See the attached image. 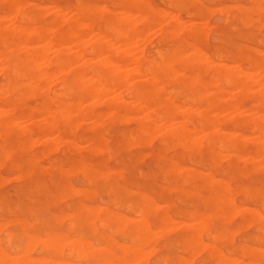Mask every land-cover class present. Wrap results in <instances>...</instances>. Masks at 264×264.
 I'll list each match as a JSON object with an SVG mask.
<instances>
[{"label": "bare ground", "instance_id": "obj_1", "mask_svg": "<svg viewBox=\"0 0 264 264\" xmlns=\"http://www.w3.org/2000/svg\"><path fill=\"white\" fill-rule=\"evenodd\" d=\"M44 2L45 1H43V3ZM108 2L113 3L114 4L113 6L117 7L118 9L117 8L107 9L101 4H99L98 0H75L74 3H68V4L60 3L61 5H55V6L33 5V4H29L25 0H0V4H1L0 6V75L3 78V82L0 83V129L4 130L3 131L4 137L1 138L3 139V144H9L10 146L9 139H8L9 133L15 134L16 138L25 137L29 141H31L30 134L31 133L33 134L32 132L33 129H36V133H38L37 134L38 136L43 137L44 135L48 136L49 134H52V135L56 134L54 138H56L59 141H63L65 144L68 145V146L66 145L65 146L71 149L73 152H79L81 146L79 147L77 145L75 138H77V130H79L78 128L82 125V121L86 120V122L87 121L88 122L85 127L92 131L91 137L87 139L88 140L87 142H90L91 144H93V145L90 144L91 151L93 152V154H100L103 151H105V154H106L107 152L106 150H108V148L106 149V146L102 143L104 139H101L100 134L97 131L103 126V124L107 120L110 121V120H115V119H119V120H123V119L129 120L130 119L133 122L134 127L132 130L127 132L124 138L125 140H131V139H132L131 141L135 140L137 143H139L138 145L137 143H135L138 147L140 146L141 142L143 143L144 141H146V143L145 142L144 143L147 144L148 141L146 139H148V137H151V135H156L155 134L156 132H159L160 129L161 130L164 129V132L163 133L161 132L162 134L160 133V135H158L159 137L161 136L162 139L159 138L158 140L162 141L163 147L171 148L174 150V152L169 158H163V156H161L160 154H157L160 160L163 159L162 171L164 175L167 174L173 179H176V180L179 179L184 183H189L192 185L193 188L199 186V184H196V181H199L201 185L209 187L211 189L212 193L209 198L207 196V199L209 200L210 204L214 208L219 209V210L221 208H224L226 210L235 209L236 205H235L234 197H233L234 194L239 193V195L241 194L240 195L241 197L246 199V197L253 194L252 189L250 190L249 188H246V186L242 187L236 184L230 186L228 185L229 182L228 183L225 182L226 179L222 180L221 178V180H215L213 179V175L215 174L214 172L216 171V168L218 167L219 162L223 161L221 159L224 157L228 164L233 165L234 171L237 174L246 176L248 175L250 171L254 169H255L254 173H256L257 172L256 167H259L260 165H261V168L264 169V55L249 56L245 54H239L235 58L229 59V61L216 63L213 60H211L208 56H206L207 54L205 55V53H202L203 51L201 52V50H199L198 47H196L195 43L192 42L196 40V38L198 37L197 29L198 27H201V26L193 25V28L192 26H190L191 29H188L186 31V35L192 40L191 41L192 43L184 42L179 37V32L181 31V25H180L181 23H179L176 18L170 19L169 17V20L168 18H166V20H163L165 18L163 16H162L163 19L160 16H159L160 18L156 17L155 16L156 12H154L155 8L153 10L150 7V5H153V4H150L148 6L147 4H145V2L143 3L141 0H110ZM172 3L173 4L175 3L177 5L178 2L177 3L172 2ZM165 5L166 4H164V6ZM187 5L189 6V4ZM224 5L227 8L230 7L227 4H224ZM233 6H235V4H233ZM233 6H232V9H233ZM252 6L253 8L251 7L252 8L251 12L255 15L256 17L255 19H257L258 16L261 17L260 15L264 13V6L263 5L260 6L258 3ZM218 7L220 8V6ZM206 8L207 7L205 6V9ZM235 8L237 9V7ZM242 8L244 9L246 8V6ZM242 8L241 7L238 8L237 17L238 19L246 23V25L244 26H248L249 23L252 21V19L254 20V18L251 19V15L246 13ZM247 8H248V11H250L249 6H247ZM226 9L224 10V8L223 9L220 8L219 10H224V12H226L227 11ZM163 11L165 10L163 9ZM205 11L207 12V9ZM215 12L217 13V9H215ZM196 13L197 15L200 16L201 10L198 8L196 10ZM207 13L210 14L209 12ZM189 14H192V13H189ZM227 15H228V11H227ZM227 15L225 14V16ZM137 19L147 20L149 25L151 24L152 27H154V25L159 26V29H160L159 31L161 32V36L163 38L168 36L169 38L172 39L173 47L171 48V50L169 51L167 48L168 52L166 53L158 52L157 60H153L150 58L148 59L144 57V55L147 53L140 54L138 56L135 54L133 55L132 51L130 52V49H126L124 51H118V52L115 51L111 43L109 42L110 39H113V42H114V39H117L120 43L127 44L130 46L132 44L137 45L135 43H139L140 38L142 41L143 38L141 36L143 35H141V30L139 27L140 25H138L139 23ZM198 21L196 20L195 22L198 24L200 22H202V24L205 22V25L207 23L206 18L203 21L202 20L200 22ZM255 21L257 22V20ZM153 23L155 24L152 25ZM261 24H262V20H261ZM206 27L204 29H206ZM258 27H259V24H258ZM262 27L264 28V25ZM231 28H234V27H231ZM186 29L187 28L184 27V29L182 28V31L185 32ZM208 31H210V28L207 30V32ZM200 33L202 34L203 30ZM85 36H88L89 38L90 36H92L91 38L93 40L91 39V41H89L90 39H88L86 41L84 40L86 39L84 38ZM203 36H205V34ZM150 41L151 40L149 39V43ZM258 41L259 40H257V42ZM28 44L30 45L28 46ZM31 44H36V45H31ZM156 44H159V43L156 42ZM150 48L151 47H149V49ZM73 49H76L75 52ZM50 51H51V55H50ZM261 53L262 52H259V54ZM48 54L51 57H49ZM213 56L215 58V55ZM252 73L255 74V77L252 76ZM254 86L259 87V89L256 88L258 92L255 90L257 93L255 91H254L255 93H253L251 90ZM27 98H29V100L30 98L31 100L32 99L35 100V98H39L41 101L40 107L36 108L34 106H27L26 104H24L26 103L27 100L25 99ZM247 99H249L250 101L245 102V100ZM34 102L38 103V101L36 100ZM37 111L39 112V114L42 113V115L44 116L43 117L44 119L42 118L43 120L42 119L38 120L39 118L38 119L36 118ZM22 116L28 118L30 123L27 122V125L21 124L19 120L21 119ZM172 121L173 123L175 122V125L171 124ZM86 122H83V123H86ZM115 126H118V125H115ZM107 127H108V124L106 128ZM243 130H247V132L245 133ZM51 138L52 139H48L45 142L51 143L56 140V139L53 140L54 139L53 137ZM79 139H78V142H79ZM151 139H148L149 142L151 141ZM36 141L32 140L31 142H36ZM39 141L40 139L38 140V142ZM87 142L85 144H87ZM21 143L23 144L24 141ZM25 143L30 144V142H27V141ZM41 145H44V144H41ZM129 145L130 144H128V141H127V145L126 146L124 145L123 147L127 148V146ZM54 147H51V148H54ZM66 147H64L63 150L61 148L60 150L61 153L65 152L64 150L67 149ZM29 148L31 149V146H29ZM29 148L28 150H30ZM51 148H49L50 152H51L50 150ZM83 148H86V147L84 146ZM16 149H19V148H16ZM90 149L88 147L87 150H90ZM202 150H204L206 154V162H207V166H208V170L210 171V174H205L199 170H195L196 168L190 169L191 167L190 168H188V166L185 167L182 163V159L184 157H186L190 161L189 163L198 161L199 160L198 157L200 156V152ZM72 151L70 153H72ZM108 151H110V149ZM12 152L13 151H11L10 153L12 154ZM35 152H38V150ZM32 153L34 154V152H31V154ZM4 155H6V153ZM34 155L38 158L42 154L40 155L34 154ZM10 156L11 157L9 158L12 160L13 158L12 156L14 155H10ZM79 157H81V155ZM4 158L9 159V158H6V156H4ZM42 158H45V157L43 156ZM55 158L56 157H54V159ZM15 159H13V161ZM46 159L48 158L46 157ZM33 160L35 161V159ZM155 160H158V159H155ZM257 160H259V163L257 162ZM0 161H1V158H0ZM27 161H28V158H27ZM79 161H80L79 167L82 169V172L86 180L90 182H94L98 177L106 178L105 176H103L104 174L97 168L98 167L97 164L89 163L86 161V159L79 160ZM3 162L4 163H1L0 165L6 164L5 161ZM47 162H50V161L48 160ZM236 162H239V164L238 165L235 164ZM16 164H19V163L16 162ZM196 164L198 165V163ZM155 165H158V164H155ZM225 165H226V162H225ZM21 166L20 168H22ZM38 166H37V169H38ZM40 166H43V165H40ZM48 166H50V164ZM10 167L12 168L13 166H10ZM14 169H16V166ZM28 169H30L29 166H28ZM69 169L70 168H68V170L65 169L68 171L66 172L67 174L68 173L75 174V171L78 168L77 169L73 168L74 172L69 171ZM44 170H46V168ZM47 170H48V167H47ZM78 171L79 170H77L76 173ZM64 172L63 174H65ZM116 172H119V170H117ZM30 173L31 171L28 172L29 176H30ZM49 173L50 172H48V174ZM104 173L106 174V172ZM110 173H113L112 170L110 171ZM252 173L253 171L250 174ZM107 174H109V172ZM221 174H222V171H221ZM23 175H27V174H23ZM73 175H72V179L74 178ZM118 175H121V174L117 173V176ZM118 177H119L118 180H120V176ZM12 179L15 180V177L14 178L12 177ZM5 180L7 181L9 179L5 178ZM32 180H36V177L35 179H32ZM228 180H229V177H228ZM248 180L246 179V181ZM9 181H7L6 183H8ZM21 181H24V180L21 179ZM164 181H166V179ZM6 183L4 182V184ZM259 183L260 184L263 183L262 180ZM257 184H258V181H257ZM56 187H58V185ZM105 187H106V192L107 191L111 192L113 189V186L111 183H107ZM176 187L177 186H175V188ZM168 188L173 189V187H170V186ZM74 189L72 188L73 191L77 190V189L76 190ZM80 189L82 190V188ZM170 189L168 191H170ZM67 190L68 189H66V191ZM81 190L79 191V193L81 192ZM178 190L180 191V188L177 189V191ZM181 190L182 191L180 193L186 196L196 194L195 190L193 189L188 191V190H183V187H182ZM131 191L132 193H136V191L135 192H133V190ZM69 193L71 194V192ZM85 195L84 197L86 198ZM261 195L263 194L261 193ZM174 196H176V194ZM198 196H199V193H198ZM178 198H181V197L178 196ZM176 199L177 198H175V200ZM186 199H188V197ZM253 199L251 198V200ZM189 200H191L190 197L188 201ZM262 200L263 201L261 202V205L264 207V199ZM65 202L66 201H64V203ZM114 202L111 201V203H114ZM253 202H255V200ZM207 203L208 201H206L205 205H207ZM118 204L119 203L117 201V205ZM64 205L66 206L67 202ZM126 205L131 206V204H128V203ZM126 205H125V208H127ZM134 206H135V213L138 217V218L137 217H134V218H137V219H134L133 217H131L130 219L129 218L130 216H128V218H125L127 216L125 215H124L125 217L123 215L119 216L115 214L118 212H115V211L111 212L112 210L104 209L102 218L99 219V222H98V224L100 223L99 226L101 225H102L101 227L105 226L107 227L108 230L113 227L116 231L121 232V235H124L125 237H127L129 241V245L125 244L126 246H121V248H119L120 254L116 255L110 250V248L112 247V245L117 246L118 241L114 243L113 241L115 240H112L109 234L103 235L101 233H98L99 236L103 235L105 237V240L107 242L106 246L109 247L107 258L103 264H127L128 262L132 260H134V263H130V264H146L145 262L147 258V253L144 251V247H146L147 245H152L154 240H156L154 239V236L157 233V230L153 231L154 227L158 229L160 232H163L164 230L161 231L162 229H164L165 227L167 228L168 226L172 225L174 222L171 220L166 209L158 211L159 207L150 199V197H148L144 193H139L137 195L136 201L134 202ZM167 206L168 205H166L165 207ZM94 207L95 205H93V207H89V205L88 207L79 205L77 207L76 212L77 213L83 212L85 214V218L76 219L77 217L75 215L73 217L74 219H72V221L71 222L69 221V222L73 224L81 223L84 225L92 226L95 220L94 216L97 214L96 212L97 207L95 208ZM114 207H117V206L114 205ZM162 207H164V205ZM201 208H204V207H201ZM99 210L101 211V206ZM126 210L127 209H125V211ZM222 211L223 210L221 209V212ZM7 212H10L9 209ZM244 213L246 214V212ZM71 214L73 216V213ZM63 215H66V214H63ZM63 215H61L60 217H62ZM154 215L157 216V217L155 216L157 219L156 226H154L151 222V217H153ZM174 215L175 214L173 213L172 216ZM254 215H255L254 221L256 218L257 220H259V221L257 220L256 221L260 222V224L264 223V218L261 214H259L258 212H255ZM188 216L191 222L189 221V223H186L185 221H183V223L184 222L185 223L182 224V226H185L186 228V234H184V237L182 238L181 243H180L182 244V247L184 249L183 251L185 252L184 254L188 253L189 254V255L187 254L188 256L190 255L193 256V254L195 253L197 249L199 250L205 249L207 251L206 253H208L212 258H214L217 264H233L234 262L231 263V261H228L227 258H226L227 261L225 260L226 256L224 257L223 254L221 253L222 251L220 252V250H218L217 248H214V246H212L213 243L203 244L201 241L202 235L206 236L207 240H210L213 242L216 240L219 241L223 237V235L220 233L221 231L218 230L219 232H213L208 228L207 223L209 222H207V219H209V217L211 216L207 218V215L202 212H199V213L191 212L188 214ZM221 217L223 218V216ZM221 217H218V218H220V220H223L221 219ZM225 217H226V214H225ZM63 219H64V216H63ZM212 220L210 221L212 222ZM13 221H12V224L14 223ZM19 221L20 220H18V222ZM216 221L219 222V220H216ZM15 223H16V220H15ZM73 224L68 226V228L73 226ZM152 226H153V230L151 229ZM21 227L24 228V225ZM262 229H264V227ZM109 232H112V231L109 230ZM175 232L177 231L175 230ZM92 233H94L93 228H92ZM233 233L235 235L237 234L235 232ZM258 233L260 232L258 231ZM241 234H244V233H241ZM75 235H77V233ZM245 235L246 234H244V236ZM8 236H10L9 233H8ZM8 236L6 235V238ZM36 238L38 239V235L36 236ZM158 238L159 237H157V239ZM230 238L228 240H231ZM51 239L52 238L46 241L50 242ZM68 239L70 241L71 238H68ZM224 239L227 241L226 238ZM249 239L251 238H248V240ZM5 240L2 243H4ZM55 240L56 239H54L53 241L55 242ZM63 240L65 241V239ZM77 240L79 241L80 238L75 239V241ZM84 240H82L81 238V241L86 242V240L85 241ZM260 240L262 241V239ZM7 241L8 243L5 245H8L10 242V240H7ZM46 241L44 240L40 242L44 243ZM57 241L59 243V238ZM257 241H258V237H257ZM94 242H97V241L94 240ZM252 242L254 241L252 240ZM43 243L41 244L42 247L43 245H46ZM63 243L61 244V247L64 246V244L67 245V242L64 244ZM176 243L177 242H175V245ZM219 243H223V241L222 242L220 241ZM258 243H255V244H258ZM28 244L30 245L29 242L27 243V245ZM85 244L87 245V243ZM240 244L238 247H240ZM56 245H53V246L56 247ZM120 245L122 244H119V247ZM73 247H76V246L73 245ZM73 247L71 248V251H73ZM89 247L90 248H88L87 246V250L92 249V246H89ZM97 247H99L98 248V251H99L101 246H97ZM25 248H28V247H25ZM82 248L79 249L81 250V253H83L82 250L84 249ZM61 249H63V247ZM61 249L59 253H62ZM66 249H68V247ZM243 249L246 250L247 248L244 247L243 245ZM261 249H262V245H261ZM55 250L57 252L58 248H56ZM0 251L4 253L2 249ZM253 251L254 250H252V252ZM255 251H259V250H255ZM87 252L85 254H88ZM65 253H70V251L65 252ZM229 253H230V250H229ZM23 254H25V252ZM23 254L21 255L23 259L18 254L20 259L28 260L29 259L28 257L24 259V257L27 255L24 256ZM252 254H251L252 256H255L254 252ZM4 255H6L7 257L9 256V254L8 255L4 254ZM4 255L3 254L1 255L2 258ZM67 255H71V254H67ZM257 255H259V253ZM77 256L80 257V254H77L76 257ZM76 257H74V259ZM95 257L98 258V256H95ZM200 257L198 259V263H200L199 262V260L201 259ZM16 258L18 259V257ZM97 258H94V259H97ZM236 259L237 258H234L233 260L232 258V260L235 262H236ZM16 260H15V264L18 262V261L16 262ZM33 260L34 259H30L28 261H31L32 262L31 264H36L37 262L39 263L41 262L39 261V259L38 260L35 259L36 263ZM50 261H51V258H50ZM59 261H57V264ZM160 261L161 263H165V259H161ZM42 262H44V260ZM45 263H47V261ZM249 263L251 264L250 261ZM47 264H49V261ZM53 264H56L55 261ZM94 264H98V263H94ZM173 264H192V263L190 261V258H184V257L179 256L173 260Z\"/></svg>", "mask_w": 264, "mask_h": 264}, {"label": "rangeland", "instance_id": "obj_2", "mask_svg": "<svg viewBox=\"0 0 264 264\" xmlns=\"http://www.w3.org/2000/svg\"><path fill=\"white\" fill-rule=\"evenodd\" d=\"M25 1L28 2L29 4L39 5V6H55V5L68 4V3H74L75 2V0H49V1L48 0H34L36 2H34L33 0H25ZM43 1H45V2L43 3ZM108 1H110V0H98V3L107 9L117 8V7L113 6L114 5L113 3L108 2ZM141 1L143 3L145 2V4H147L148 6L150 4H153V5H150V7L153 10L155 8L156 11L154 10V12H156L155 13L156 17L160 16L162 19H163V17H165L163 20H166V18H168V20H169V17H170V19L176 18L177 21L179 23H181L180 24L181 25V31H182V28L183 29H184V27L187 28L185 30V32L184 31L179 32V37L184 42H191L192 41L186 35V31L188 29H191L190 26H192V28H193V25L201 26V27H198V29H197L198 30V37L196 38V40H194L192 42L195 43L196 47H198V49L201 50V52L203 51L202 53H205V55L207 54L206 56H208L211 60H213L216 63L229 61V59L235 58L239 54H245V55H249V56H256V55L262 56V55H264V28L262 27L264 25V13H262L260 15L261 17L258 16V18L255 19L256 18L255 15L251 12L252 11L251 9L253 8L252 5L258 3L260 6H262V5L264 6V4H263L264 0H259V1H257V0H250V1H248V0H234V1L233 0H198L199 2L197 0H193V1L192 0H189V1H187V0H171V2H170V0L169 1L167 0L168 2L166 0H147V1L141 0ZM149 1H151V2H149ZM172 2H176V3L178 2V3H177V5L174 3L175 4L174 5ZM108 4H109V6H108ZM164 4H166V5L164 6ZM187 4H189V6ZM203 4L207 7L206 8L207 12H209L210 14H208L205 11L206 9H205V6ZM224 4H227L230 7L227 8ZM233 4H235V6H233ZM231 5L233 6V9H232ZM0 6H1V4H0ZM218 6H220V8H222V9L224 8V10L227 8L226 10L228 11V15H227V11L224 12V10H219L220 8ZM245 6H246V8L243 9L242 7H245ZM247 6H249L250 11H248ZM213 7H215V8H213ZM235 7H237V9ZM239 7H241L246 13L251 15V19L254 18V20L252 19V21L249 23V25L247 24L248 26H244V25H246V23L241 21L237 17ZM198 8L201 10L200 16L197 15V13H196V10ZM163 9L165 11H163ZM194 9H195V11H194ZM211 9H212V11H211ZM215 9H217V13L215 12ZM157 11H158V13H157ZM188 11H189V13H192V14H189ZM218 12L221 14H219ZM162 13L163 14L165 13V14L163 15ZM225 14L227 16H225ZM205 18L207 19V23H206L207 27L205 25V22L203 24H202V22H200L201 20L202 21L205 20ZM259 18H261V19H259ZM224 19L225 20L227 19V20L225 21ZM196 20L197 21L199 20L198 22H200V23L199 24L196 23L195 22ZM255 20H257V22ZM261 20H262L263 25L261 24ZM137 21L139 23L138 25H140L139 27L141 30V35H143V36H141L143 38L142 41L140 38L139 43H135L137 45L132 44L130 46L127 44L120 43L117 39H114V42H113V39H110L109 42L111 43V45L115 51L118 52V51H124L126 49H130V52L132 51L133 55L135 54L138 56L140 54L147 53L144 55V57H146L148 59L150 58L153 60H157L158 59V52L159 53H166V52H168V50L169 51L171 50V48L173 47V41L168 36H167L168 38L167 37L163 38L161 36V32L159 31L160 30L159 26H157V25L155 26L154 25L155 23H153L152 25H154V27H152L151 24L149 25L147 20H144V19H137ZM191 22L192 23L195 22V23L192 24ZM241 22L243 25L241 24ZM258 24H259L260 28L258 27ZM211 25H212V27H211ZM252 25H253V27H252ZM208 26L210 28V31L207 32V30L209 29ZM205 27L207 30L204 29ZM231 27H234V28H231ZM199 30H200V32H202V30H203V33L201 34L199 32ZM183 34H184V36H183ZM204 34H205V36H203ZM91 37L92 36H90V38L88 36H85L84 38H86V39H84V38L83 39L86 41L88 39H90L89 41H91V39H92ZM156 37H157V39H156ZM185 37H187V38H185ZM202 37L204 40L202 39ZM148 38L151 40L150 43H149ZM206 38H207V40H206ZM257 40H259V41L257 42ZM154 41H155V43H154ZM156 42L159 44H156ZM29 45L30 44H28V46ZM31 45H36V44H31ZM149 47H151V48L149 49ZM167 48H168V50H167ZM253 49L255 50V52ZM73 50L75 52L76 49H73ZM155 51H156V53H155ZM76 52H78V51H76ZM259 52H262V53L259 54ZM50 55H51V51H50ZM50 55H49V57H51ZM52 55H53V53H52ZM213 55H215V58ZM253 73H252V76L255 77V74H253ZM2 82H3V78L0 75V83H2ZM256 88L259 89V87H257V86L256 87L254 86L251 89L253 93H255L257 91ZM25 100H27V101L24 104H26L27 106H34L36 108H39L41 105V101L39 98H35V100L38 101V103L34 102L35 101L34 99L31 100V98H30V100H29V98H27ZM249 101H250L249 99L245 100V102H249ZM38 114H39V112L37 111L36 112V118L37 119L39 118L38 120H41L44 116L42 115V113L39 115ZM22 117L20 119L21 121L19 120V122L21 124L27 125V122L30 123L28 118H26L24 116H22ZM126 120L127 119H123V120L115 119V120H110V121L107 120L103 124V126L101 127L102 129L100 128L97 131L100 134L101 139H104V141H102V143L106 146V149L107 148H108V150L110 149V151L106 150L107 155L105 154V151H103L100 154H93V152L91 151L90 148H91V145H93V144H91L90 142H87L88 141L87 139L91 137L92 131L85 127L87 125V122H88V121L86 122V120L82 121V125L78 128L79 130H77V138H75L77 145L79 147L81 146V148L83 149L82 150L80 148L81 151L78 149L79 152H73L71 149L66 147L68 145L65 144L63 141H59L56 138H54V136L56 134H53V135L49 134L50 136L44 135L43 137L38 136L37 135L38 133H36V129H33V131H32L33 134L32 133L30 134L31 141L37 140L36 142H31L25 137L24 138L23 137L16 138L15 134L9 133L8 134V139H9V143H10V146H9V144H3V139H1V138L4 137V134H3L4 130L0 129V158H1L0 164L4 163L3 161L6 162V164L0 165V183H1L0 185H2V186H0V208H1V210H0V216H1V218H0V225H1L0 230L3 229L2 231H0V248L4 252V253H2V251H0V256L2 254L3 255L9 254V256L11 255L10 257L9 256L7 257L6 255H4L3 258L1 256L0 257V259H1L0 264H15V260L17 259L16 257H18V259L16 260V262L18 261L17 262L18 264H31L32 262L28 261L30 259H34L33 260L34 262H35V259H37V260L39 259V261H41V262L44 260V262H42V263L41 262L40 263L35 262L36 264H47L48 261H49V264L51 263V261H52L51 264H53L54 261L57 264V261H59V260H61V261H59L58 264H78V263L79 264H86V263L87 264H94V263L103 264L107 258V253L109 252V247L106 246L107 242H106L105 237L103 235L109 234L111 236L112 240H115V241H113L114 243H116V241L119 242V243L117 242V246L112 245V247L110 248V250L116 255L120 254L119 248H121V246L129 245V241H128L127 237H125L124 235H121V232L116 231L113 227L109 229L112 232H109L107 227H105V226L101 227L102 225L99 226L100 223L98 224V222H99V219L102 218L104 209L112 210L111 212H114V211L118 212L115 214H117L119 216L120 215L121 216L122 215L127 216V217L124 216L125 218H128V216H130L129 217L130 219H131V217H133V218L137 217V215L135 213L134 202L136 201L137 195L139 193H144L148 197H150V199L159 207L158 211L166 209L171 220L174 221L173 224L170 226L172 227L174 225L177 228L176 229L174 226L172 228L170 226H168L167 228L165 227L164 229L161 230V231L164 230L163 231L164 233H163V232H160L155 227H154V230H153V226L151 227V229L153 231L157 230V233H156L157 235L155 234V236H157L159 238L157 239V237L154 236V239H156V240H154L153 244L147 245L146 247H144V251L147 253V258H146V262H145L146 264H173V260L179 256L184 257V258H190V261L192 264H197L200 256H201L200 257L201 259L199 260L200 263H198V264H214V263L217 264L215 262V259L212 258L208 253H206L207 251L205 249H202V250L197 249L195 251V253L193 254V256L192 255L188 256L189 254L187 252L186 253L188 255L184 254L185 253V252H183L184 249L182 247V244H180V243H181L182 238L184 237V234H186V228H185V226H182V224H184L185 222L189 223V221L191 222L190 218H188L189 217L188 214L191 212H198V213L202 212V213L207 215V218L209 216H211V217H209V219H207V222H209V223H207L208 228L213 232L221 231L220 233L223 235V237L219 241L216 240L213 242V241L207 240V237L202 235L201 241L203 244H212L213 243L212 246H214V248H217L218 250H220V252L222 251L221 253L223 254L224 257L226 256L225 260L227 258V260L231 261V263L234 262L233 264H250L249 261L251 262V264H255V263L256 264H264V253H263L264 252V246H263L264 245V232H262V231H264V229H262L264 227V223L260 224V222H257L259 220H257L256 218L254 221V217H255L254 213L255 212H258L264 218V207L261 205V202L263 201L262 199H264V173H263L264 169L261 168V165L259 167H256V170H257L256 173H254L255 172L254 171L255 169H254V170H252L253 171L252 174H250L252 172V171H250L248 173L249 176L248 175L245 176V175L237 174L234 171L233 165L228 164L227 161L225 160V157L221 159L224 162L223 161L219 162V165L216 168L217 172L216 171L214 172L215 174L213 175V179H215V180H221V178H222V180L226 179L225 182L226 183L229 182L228 185H230V186H232L234 184L242 186V187L246 186V188H249L250 190L252 189V191H253V194L246 197V199L241 197L240 196L241 194L239 195V193H235L233 196L234 202L236 205L235 209L226 210L224 208H221L223 211L226 210L224 212L223 211L221 212V209L219 210V209L214 208L210 204L209 200L207 199V196L209 198L211 193H212V191L209 187L203 186L199 183V181H196V184H199V186L193 188L192 185L189 183H184L179 179L176 180V179L171 178L167 174H165V175L163 174V171H162L163 159L160 160L159 157L157 156V154H160L161 156H163V158H169L172 155V153L174 152V150L171 148L163 147L162 141L158 140L159 138L162 139V137L161 136L159 137L158 135H160L161 132L163 133L164 129H162V130L160 129L159 132L155 133L156 135H151L152 139H151V137H148V139H151L150 142L148 139H146L148 141L147 144H145L146 141H144L145 143L144 142L143 143L145 145L141 142L140 146L138 147L137 145L139 143H137L135 140L134 141H131L132 139L131 140H125V138H124L125 135L127 134V132L132 130L134 127L133 126L134 124L130 119L127 120V122H126ZM128 121H130L131 123ZM173 121H175V120H173ZM173 121L171 122V124L175 125V122L173 123ZM83 122H86V123H83ZM127 123H129V124H127ZM107 124H108V127H107L108 129L106 128ZM115 125H118V126H115ZM83 129H85V130H83ZM112 129H113V131H112ZM243 131L245 133L247 132V130H243ZM36 136H38V137H36ZM153 136H155V137H153ZM34 137H35V139H34ZM51 137L54 138L53 140H55V139L56 140L54 142H51V143L49 142L50 144L45 142L48 139H52ZM39 139H40V141L38 142ZM78 139H79V142H78ZM22 140L24 141L23 144L21 143V142H23ZM26 141L30 142L31 145L29 143H25ZM127 141H128V144H130L129 146H127L128 149L123 147L124 145L125 146L127 145ZM14 142H15V144H14ZM86 142L88 145L85 144ZM159 142H161V143H159ZM133 143L134 144L137 143V145L136 144L134 145ZM17 144H18V146H17ZM41 144H44V145H41ZM13 146H15V147H13ZM29 146H31V149L29 148ZM33 146H34V148H33ZM82 146L83 147L85 146L87 149L89 147L90 150H87L86 148H83ZM131 146H133V147H131ZM24 147H25V149H24ZM51 147H54V148H51ZM64 147H66L68 149V151H67V149H65L64 150L65 152H62L63 153L62 154L60 150H61V148L63 150ZM247 147H248V145H247ZM16 148H19V149H16ZM20 148H22V149H20ZM26 148H27V150H26ZM28 148L30 150H28ZM47 148H48V150H47ZM49 148H51L50 149L51 152L49 151ZM5 149H7V150H5ZM39 149H40V151H39ZM8 150H10V151H8ZM37 150H38V152H35ZM11 151H13L12 154L10 153ZM71 151H72V153H70ZM21 152H22V154H21ZM31 152H34V154H38V155L42 154V155L37 158L33 153L31 154ZM5 153H6V155H4ZM51 153H53V154H51ZM145 153H147V154H145ZM108 154L110 155V157ZM10 155H14V156H12L13 157L12 160L9 158V157H11ZM80 155H81V157H79ZM4 156H6V158H9V159H5ZM43 156L45 158H42ZM46 157L48 159H46ZM54 157H56L55 158L56 160L54 159ZM27 158H28V161H27ZM154 158L158 159V160H155ZM13 159H15V160L13 161ZM33 159H35V161ZM50 159H52V160H50ZM83 159H86V161L89 163L97 164L98 165L97 168L104 174L103 176H105L106 178L98 177L94 182H90V181L86 180V178L82 172V169L79 167L80 166L79 160H83ZM198 159L199 160L196 162L189 163L190 161L186 157H184L182 159V163L185 167H187V166H188V168L191 167L190 169L196 168L195 170H199L205 174H210V171L208 170V166H207V162H206V154H205L204 150H202L200 152V156L198 157ZM48 160L50 162H47ZM15 161L18 162L19 164H16ZM260 161H261V159H260ZM203 162H204V164H203ZM225 162H226V165H225ZM257 162L259 163V160H257ZM10 163H11V165H10ZM196 163H198V165ZM36 164H37V166L40 164V165H43L44 167L39 165L38 166L39 170H38ZM49 164H50V166H48ZM155 164H158V165H155ZM194 164H196L197 166ZM235 164L238 165L239 162H236ZM34 165H35V167H34ZM222 165H224V166H222ZM10 166H13V167L11 168ZM15 166H16V169H14ZM18 166H19V168H18ZM20 166L22 168H20ZM28 166L30 169H28ZM220 166H221V168H220ZM47 167H48L49 171L47 170ZM43 168L44 169L46 168V170H44ZM64 168L67 170H68V168H70L71 170L69 169V171H72V172H74L73 168L77 169L79 171L76 173V171H77L76 170L75 174L73 173L74 175L69 174V173L67 174L66 172H68V171L65 170ZM113 169L115 170V172ZM120 169H121V171H120ZM260 169H262V170H260ZM61 170L63 172L65 170V172H64L65 174H63V172ZM105 170H107V171H105ZM109 170L110 171L112 170L113 173H110ZM117 170H119V172H116ZM137 170H138V172H137ZM30 171H31V173L29 176L28 172H30ZM45 171L47 174L45 173ZM221 171H222V174H221ZM48 172H50L49 173L50 175L48 174ZM104 172H106V174L109 172V174H107L108 177L106 176V174ZM22 173L27 174L28 176L23 175ZM117 173L121 174V175H118V176H120V180H118L119 177L117 176ZM32 175H34V176H32ZM72 175L74 176L73 179H72ZM76 175H78V176H76ZM230 175H232V176H230ZM137 176H139V177H137ZM227 176L229 177L230 181L228 180ZM12 177L13 178L15 177V180L12 179ZM35 177H36V180H32V179H35ZM5 178H8L10 181L7 180L9 182L6 183L7 181L5 180ZM21 179L24 181H21ZM165 179H166V181H164ZM246 179L247 180L249 179V180L246 181ZM160 180H161V182H160ZM261 180L263 183L260 184L259 182H261ZM257 181H258V184H257ZM4 182L6 184H4ZM87 182L88 183L90 182V183L88 184ZM169 182H170V184H169ZM23 183L25 184V186ZM107 183H111L113 186V189L111 192H108V191L106 192L105 185ZM32 184H34V185H32ZM52 184H54V185H52ZM245 184H247V185H245ZM57 185H58V187H56ZM169 186L173 187V189L168 188ZM175 186L179 187L180 191L179 190L177 191V189H179V188H177V187L175 188ZM258 186H259V188H258ZM79 187L82 188V190ZM85 187L88 189H86ZM182 187H183V190H188V191L193 189V190H195L196 194L190 195V196L183 195L180 193L182 191L181 190ZM72 188L73 189L76 188L78 190V192L76 189H74L76 191H73ZM66 189H68V190L66 191ZM169 189H170V191H168ZM80 190H81V192L79 193ZM131 190H133V192L136 191V193H132ZM150 190H151V192L152 191L153 192L151 193ZM68 191L71 192V194ZM64 192H65V194H64ZM67 193H69V194H67ZM111 193H112V195H111ZM198 193H199V196H198ZM261 193L263 195H261ZM85 194H87L88 196ZM175 194H176V196H174ZM177 194L181 198H178ZM84 195L86 196V198L84 197ZM114 196H115V198H114ZM173 197H174V199H173ZM187 197H188V199L190 197L191 200L188 201V199H186ZM32 198H33V200H32ZM108 198H109V200H108ZM175 198H177L178 200L177 199L175 200ZM199 198H201V199H199ZM251 198L252 199L254 198V199L251 200ZM119 199H120V201H119ZM205 199H207V200H205ZM260 199H261V201H260ZM254 200H255V202H253ZM54 201H55V203H54ZM64 201L67 202L68 206L64 205V204H66V202L64 203ZM111 201H113V202L115 201V202L111 203ZM117 201L119 203L118 205H117ZM199 201H200V203H199ZM206 201H208L209 204L207 203V205H205ZM179 202H181L182 205ZM49 203H50V205H49ZM127 203L131 204V206L126 205ZM79 205L87 206V207H88V205H89V207H93V205H95V207H97L96 208L97 214L94 216L95 220H94L92 226L84 225L81 223H77V224L70 223L72 221V219H74L73 217L75 215L77 217V218L75 217L76 219L85 218V214L83 212L82 213L76 212L77 207ZM114 205H116L117 207H114ZM125 205L127 208H125ZM161 205L162 206L164 205V207H162ZM166 205H168V206L165 207ZM202 205H204V206H202ZM17 206H18V208H17ZM100 206H101V211L99 210ZM102 206H104L105 208ZM258 206H260V207H258ZM201 207H204V208H201ZM8 209L10 212H7ZM125 209H127V210L125 211ZM242 209L245 211H243ZM98 211H100V212H98ZM170 212H172V213H170ZM244 212H246V214ZM71 213H73V216ZM119 213H121V214H119ZM133 213H135V214H133ZM173 213L175 214L174 216H172ZM217 213H219V214H217ZM63 214H66V215H63ZM225 214H226V217H225ZM237 214H238V216H237ZM61 215L64 216V219H63V216L60 217ZM229 215L231 218L229 217ZM155 216L156 215L151 217V222L154 226H156V224H157V219H156L157 216L156 217ZM214 216H215V218H214ZM221 216H223V218ZM218 217H221V219H223V220H220V218H218ZM237 217H239V218H237ZM137 218H134V219H137ZM153 218H155V219H153ZM211 218L212 219L214 218V219L212 220ZM177 219H178V221H177ZM15 220H16L17 224L15 223ZM18 220H20L19 221L20 223L18 222ZM210 220H212V222ZM216 220H219V222ZM8 221H9V223H8ZM12 221L15 223V225H14V223L12 224ZM183 221H185V222L183 223ZM245 221H246V223H245ZM67 222H69V223H67ZM72 224H73V226L68 228V226H70ZM23 225H24V228L21 227ZM92 228L94 230V233H92ZM172 229H173V231H172ZM174 229L177 232H175ZM258 231L260 233H258ZM7 232L9 233V235L11 237L8 236ZM158 232L160 234L161 233L162 234L160 235ZM233 232H235V233L238 232L240 234L244 233V234H246L245 235L246 237L244 236V234L240 235L237 233L235 235ZM76 233H77V235H75ZM98 233H101L103 235L99 236ZM6 235L8 236L7 238H6ZM30 235H31V237H30ZM37 235H38V239L36 238ZM256 235H258V236H256ZM46 236H48V237H46ZM176 236L178 237V239ZM230 236H231V238H230ZM2 237L4 238V240L6 239L4 243H2L4 241ZM9 237H10V239H9ZM67 237L71 238L70 241L73 240L74 238L75 239L80 238V240L75 241V239H74L73 241H71L72 242L71 243ZM257 237H258V241H257ZM50 238H52L53 240L56 239L55 242L52 239H51V241L49 240L51 243L46 241ZM58 238H59V243L57 241ZM81 238H82V240L85 239L86 242L81 241ZM224 238H226L227 241ZM229 238L231 240H228ZM242 238H244V239H242ZM248 238H251V239L248 240ZM252 238H254V239H252ZM259 238L262 239V241ZM60 239H62V240H60ZM63 239H65V241ZM240 239H242L244 241H242ZM7 240H10V242L8 245H5L8 243ZM44 240L47 243L46 242H44V243L40 242V241H44ZM89 240H91V241H89ZM94 240L97 242H94ZM224 240H225V242H224ZM252 240L254 242H252ZM56 241H57V243H56ZM220 241L221 242L223 241V243H219ZM26 242L27 243L29 242L30 245L29 244L27 245ZM52 242H53V244H52ZM61 242L62 243L67 242V245H65L63 243L64 244V246H62L63 249H61L62 248ZM175 242H177L176 245H175ZM240 242H241V244H240ZM42 243L46 244V245H43V247H42V245H41ZM85 243H87V245ZM245 243H247L249 245H247ZM255 243H258V244H255ZM119 244H122V245H120V247H119ZM239 244H240V247H238ZM53 245H56V247ZM73 245H75L76 247H73ZM103 245L106 246L107 248L104 247ZM243 245H244V247L247 248L246 250H244L245 248L243 249ZM261 245H262L263 250L261 249ZM40 246H41V248H40ZM87 246H88V248H90L89 246H92V249L87 250ZM97 246H101L99 251H98L99 247H97ZM16 247H18L19 249ZM25 247H28V248H25ZM67 247H68V249H66ZM72 247H73V251H71ZM15 248L18 250H16ZM56 248H58L57 252L55 250ZM59 248L62 250L61 252L63 254L59 253L60 252ZM81 248L83 249L82 250L83 253H81V250H79ZM95 248H97V249H95ZM11 249H13V250H11ZM25 249H26V251H25ZM224 250H226V251H224ZM229 250H230V253H229ZM232 250H234V251H232ZM249 250H251V251H249ZM252 250H254L253 252H254L255 256H252L253 255ZM255 250H259L260 252L255 251ZM68 251H70V253H65ZM75 251H77L78 253ZM24 252H25V254H23ZM86 252L88 254H85ZM196 252H198L199 254ZM235 252H236V254H235ZM256 252H258L259 255H261V256L257 255L258 253H256ZM16 253H18L20 255V257L22 254L24 256L27 255L24 257V259L26 257H28L29 259L28 260H26V259L22 260L23 257H21L22 259H20L19 255ZM20 253H22V254H20ZM67 254H71V255H67ZM77 254H80V257H78L79 255L76 257ZM231 254H233V255H231ZM239 255H241V256H239ZM95 256H98V258ZM234 256H236V257H234ZM237 256H239V257H237ZM11 257H12V259H11ZM36 257H38V258H36ZM74 257H76V258L74 259ZM247 257H248L249 261H248ZM50 258H51V261H50ZM94 258H97V259H94ZM232 258H233V260H234V258H237L236 262L233 261ZM10 259H11V261H10ZM161 259H165V263H161V261H160ZM21 260L23 263L21 262ZM46 261H47V263H45ZM247 261H248V263H247ZM256 261H258V262H256ZM60 262H62V263H60ZM195 262H197V263H195ZM130 263H134V260L128 262L127 264H130Z\"/></svg>", "mask_w": 264, "mask_h": 264}]
</instances>
